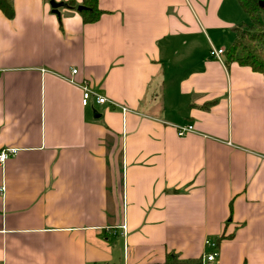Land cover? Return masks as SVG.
Masks as SVG:
<instances>
[{
  "label": "crops",
  "instance_id": "crops-1",
  "mask_svg": "<svg viewBox=\"0 0 264 264\" xmlns=\"http://www.w3.org/2000/svg\"><path fill=\"white\" fill-rule=\"evenodd\" d=\"M48 2L0 11V264H264V74L209 56L237 0Z\"/></svg>",
  "mask_w": 264,
  "mask_h": 264
},
{
  "label": "trees",
  "instance_id": "trees-1",
  "mask_svg": "<svg viewBox=\"0 0 264 264\" xmlns=\"http://www.w3.org/2000/svg\"><path fill=\"white\" fill-rule=\"evenodd\" d=\"M262 1L264 0H237L250 25L242 24L232 28L234 40L224 52L225 63L235 62L259 74H264V29L258 21L259 3ZM66 5L75 8L84 24L97 21L102 14L97 9L96 0H81L80 5L67 2ZM0 11L7 19H11L13 16L11 0H0ZM168 260L169 258L164 264H200L198 261L170 263Z\"/></svg>",
  "mask_w": 264,
  "mask_h": 264
},
{
  "label": "built area",
  "instance_id": "built-area-1",
  "mask_svg": "<svg viewBox=\"0 0 264 264\" xmlns=\"http://www.w3.org/2000/svg\"><path fill=\"white\" fill-rule=\"evenodd\" d=\"M209 56L213 59H216L220 61V58L224 56V51L221 49H213L211 48L209 50ZM75 70H71V75L75 74ZM1 73V70H0ZM70 83H72V79L69 78L68 80ZM79 88L81 90V106L85 107L87 106L90 99H93L95 104H104L106 103V99L104 97H101L93 92H91L85 82L79 85ZM122 112H125V109L122 107H117ZM176 135L181 137L184 136L186 133H189L192 131V127L190 125L183 126V127H176L175 128ZM15 154V150L13 149H5L0 151V165H2L7 158L13 156ZM1 191H3V188H1ZM122 230H124V227L122 226ZM204 247L208 248L210 252L206 254L203 258L206 263H211L215 260V258L218 255L216 241L211 239H205L203 242Z\"/></svg>",
  "mask_w": 264,
  "mask_h": 264
},
{
  "label": "rangeland",
  "instance_id": "rangeland-1",
  "mask_svg": "<svg viewBox=\"0 0 264 264\" xmlns=\"http://www.w3.org/2000/svg\"><path fill=\"white\" fill-rule=\"evenodd\" d=\"M246 20H247V25H250L248 19ZM258 21L263 26L264 29V1L259 3Z\"/></svg>",
  "mask_w": 264,
  "mask_h": 264
},
{
  "label": "water",
  "instance_id": "water-1",
  "mask_svg": "<svg viewBox=\"0 0 264 264\" xmlns=\"http://www.w3.org/2000/svg\"><path fill=\"white\" fill-rule=\"evenodd\" d=\"M48 4H49L50 8L52 9V11H53L54 13H56V10H57L58 8H60V7H66L65 4H63V3H55V2H53L52 0H50V1L48 2ZM77 10H80V8H77Z\"/></svg>",
  "mask_w": 264,
  "mask_h": 264
}]
</instances>
